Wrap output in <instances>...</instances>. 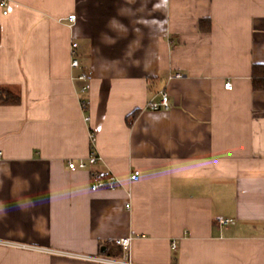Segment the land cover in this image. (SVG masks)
Instances as JSON below:
<instances>
[{"label": "crops", "instance_id": "obj_1", "mask_svg": "<svg viewBox=\"0 0 264 264\" xmlns=\"http://www.w3.org/2000/svg\"><path fill=\"white\" fill-rule=\"evenodd\" d=\"M6 1L0 264H264V0Z\"/></svg>", "mask_w": 264, "mask_h": 264}, {"label": "built area", "instance_id": "obj_2", "mask_svg": "<svg viewBox=\"0 0 264 264\" xmlns=\"http://www.w3.org/2000/svg\"><path fill=\"white\" fill-rule=\"evenodd\" d=\"M0 6L5 8L4 14H7L8 11L6 9L7 7V1L6 0H0ZM71 20L75 19V16L70 17ZM77 43L72 44L71 48V65L73 67L79 66V59L77 55ZM183 74L180 72L175 73L172 75V78H180L182 77ZM83 77V76H82ZM225 88L226 89H232V83L227 82L225 83ZM161 101L160 102H150L149 103V108L151 109H168L170 104H169V96L167 92L163 91L161 93ZM92 141L94 142L95 140V135L91 134ZM100 159V157L97 155V153L93 150L88 157L87 160H81L78 163L74 161L69 162V168L71 170H78V169H88L89 167L95 165L97 161ZM140 176V172L138 170H135L131 173V179L132 180H137ZM91 177H92V182H91V189L92 190H99V189H113L115 188V183H114V178L113 177H107L106 175L95 171L91 170ZM218 224H227L229 223L228 220L226 219H217ZM132 237H122L118 238L114 241L116 245H118L122 251H123V256L122 257H112L108 255H82L80 256L81 258L87 260V261H93V262H98V263H104V264H137L132 260V255H131V246H132ZM20 247H25L24 245H18ZM173 247L175 248L176 245L173 244Z\"/></svg>", "mask_w": 264, "mask_h": 264}, {"label": "trees", "instance_id": "obj_3", "mask_svg": "<svg viewBox=\"0 0 264 264\" xmlns=\"http://www.w3.org/2000/svg\"><path fill=\"white\" fill-rule=\"evenodd\" d=\"M252 79H253L252 80L253 89L256 91H264V64L254 65ZM0 94H1L0 102L2 103H18L20 101L18 96H16L15 94L9 91L0 89ZM134 116L135 115H133V117ZM116 246L119 247L118 245ZM118 254H120V251L117 253H114V255H118Z\"/></svg>", "mask_w": 264, "mask_h": 264}]
</instances>
